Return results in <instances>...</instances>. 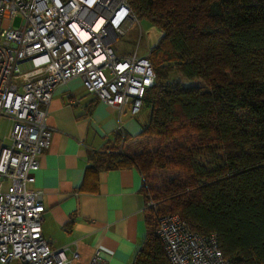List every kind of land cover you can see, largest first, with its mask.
<instances>
[{
    "label": "trees",
    "instance_id": "1",
    "mask_svg": "<svg viewBox=\"0 0 264 264\" xmlns=\"http://www.w3.org/2000/svg\"><path fill=\"white\" fill-rule=\"evenodd\" d=\"M127 1L162 32L147 53L155 80L142 99L147 119L138 116L137 139H188L167 149L95 152L79 189L95 192L100 169L139 170L146 235L131 264H170L153 224L170 213L201 234L214 233L231 264H264V0ZM175 73L202 84L184 85ZM130 139L117 129L112 147ZM204 154L211 163L198 161ZM154 169L180 177L152 191L145 176Z\"/></svg>",
    "mask_w": 264,
    "mask_h": 264
},
{
    "label": "built area",
    "instance_id": "2",
    "mask_svg": "<svg viewBox=\"0 0 264 264\" xmlns=\"http://www.w3.org/2000/svg\"><path fill=\"white\" fill-rule=\"evenodd\" d=\"M135 22L127 0H0V119L10 122L0 141L1 263L106 264L98 247L82 263L76 245L49 244L42 192L31 183L38 155L50 146L46 116L58 86L79 78L119 113H139L155 71L138 42L129 54L115 45ZM155 233L170 264H231L214 233L193 230L177 213L159 216Z\"/></svg>",
    "mask_w": 264,
    "mask_h": 264
},
{
    "label": "crops",
    "instance_id": "3",
    "mask_svg": "<svg viewBox=\"0 0 264 264\" xmlns=\"http://www.w3.org/2000/svg\"><path fill=\"white\" fill-rule=\"evenodd\" d=\"M141 113L128 107L119 113L86 92L79 78L58 86L49 102L52 137L38 155L31 187L42 192L43 237L56 248L76 245L82 263L98 247L106 264H131L146 235L143 177L136 167L100 169L95 192L79 189L92 154L113 150L114 131L137 139Z\"/></svg>",
    "mask_w": 264,
    "mask_h": 264
},
{
    "label": "rangeland",
    "instance_id": "4",
    "mask_svg": "<svg viewBox=\"0 0 264 264\" xmlns=\"http://www.w3.org/2000/svg\"><path fill=\"white\" fill-rule=\"evenodd\" d=\"M19 22V18L16 17L14 19V25H17ZM142 29V33H140L139 37V30ZM162 35L161 30H159L157 27L152 26L149 24L146 20H140V22H135L133 25V29H131L125 36L121 37L119 41L116 42V47H119L123 53L129 54L134 51L137 44V52L138 54H147L149 49L156 44L159 37ZM172 79L180 81L184 85H199L202 84L200 79H193L189 80L182 75L175 73L172 76ZM93 95V94H92ZM144 109V108H143ZM142 110V109H141ZM142 119H147V113H141L140 114ZM10 122L2 118L0 119V141L3 140V136L8 131ZM192 138V141L196 139V136H190ZM184 138L188 139V136L182 135L173 138L169 141L160 142L158 138L155 137H143L139 139H132L126 142L125 144H118V146L111 147L109 149H115L118 152L122 151H139V150H147V149H155L158 146H160L163 149L170 148L174 143H182ZM123 145V150H119L118 148ZM198 161L204 164H209L213 160V157L210 155H200L197 157ZM180 172L176 170L171 169H154L150 174L145 176V187H150L152 191L156 189H160L164 182L167 181L170 178H179ZM181 177H183L181 175ZM148 207H152L153 211L156 212L159 207L158 204H156L155 201L149 196L148 197ZM150 215V213H149ZM154 214L152 213L151 220L153 218ZM155 228H156V222H153Z\"/></svg>",
    "mask_w": 264,
    "mask_h": 264
}]
</instances>
